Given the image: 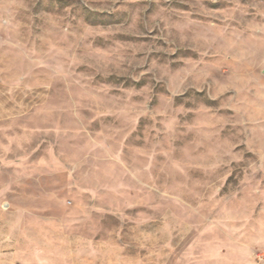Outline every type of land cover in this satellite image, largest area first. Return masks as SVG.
<instances>
[{"label":"rangeland","instance_id":"1","mask_svg":"<svg viewBox=\"0 0 264 264\" xmlns=\"http://www.w3.org/2000/svg\"><path fill=\"white\" fill-rule=\"evenodd\" d=\"M0 264H264V0H0Z\"/></svg>","mask_w":264,"mask_h":264}]
</instances>
